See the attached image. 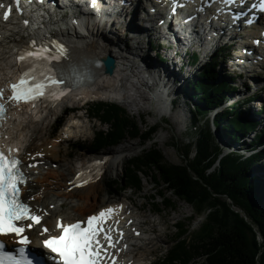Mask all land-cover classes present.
<instances>
[{
  "label": "bare ground",
  "instance_id": "6f19581e",
  "mask_svg": "<svg viewBox=\"0 0 264 264\" xmlns=\"http://www.w3.org/2000/svg\"><path fill=\"white\" fill-rule=\"evenodd\" d=\"M117 1L119 0H116V2ZM163 3L164 2L156 1L154 5L160 9L159 15L166 17L168 12H166L165 9H167L166 6L169 5H164ZM140 5H143L142 0ZM140 5L133 13L128 11V14H126V20H124V24L121 29L116 28L113 30L108 27L105 28L104 26H100L96 23L89 24L88 21L92 19V15L87 14L80 16L85 20V22L87 21L84 26L82 25L83 28H75L73 22L78 18L79 14H81L80 10H75L72 12V17L69 18L70 20H67L68 22H60L58 20L57 13H50V11L53 9V5L51 3H49L47 7H38L35 10H31V13H28L26 20L31 25L38 26L35 31L31 30L29 26L27 27L28 24L23 27L21 23L16 22L13 19L15 17H13L12 20L5 21L2 18L3 13L0 14L1 80L17 72L18 67L14 63L17 52L30 40H35V42L38 41L36 38V34L38 32H36V30H38L42 25H44L45 29H47L50 34L58 36L59 39H66L69 42L67 43L68 60L64 61V64H67L68 61H71L73 64L78 66L88 65V68L81 67L80 71L82 75L87 74V77H91L92 81L78 86H72L68 93L58 103L49 102L47 103V106H43L41 108L39 105L32 108H27L24 106L14 107V111L11 112L12 118H14V120L10 119L8 123L10 125L14 124L15 126L12 128L8 127V129L5 128L1 134V137L6 139L12 137V141L19 145L20 149L23 150V154H21L22 160L25 164V170L29 173V183L25 188L24 199L29 204L36 207V204L39 205L42 202H45L47 205H49L50 202H53L51 197L53 194L49 191L51 190L50 187L52 186L54 187L52 189L56 191L57 195L61 199H67L79 195L82 197V193L85 195L86 199L84 198L85 200L83 204L78 206L79 212L77 213V216H65L67 222L83 219L86 215L93 212L96 213L103 207H114L118 211L116 214V217L118 218L117 220L125 230V236L122 240L120 239V243L117 245L120 251L117 252L114 249V252L121 256L118 264H146L144 261L147 255L145 244L156 243V238H150L149 236H146V231L143 227V223L145 222L139 218V215L142 212L140 214L136 213V211L139 212L143 208L142 204L138 205L134 200L131 199V197H127L126 200H122L117 203H109L108 201L106 204L103 201L96 200L100 194V189L97 187V185L100 184V179L104 174H106L107 171L118 169L124 157H122V155L117 156L118 154H115L114 157H109L106 154L103 155V157H101L102 155L98 157L89 156L88 159L82 161L83 163L73 167L66 158L61 157L60 150H56L53 144L49 145L47 140L41 145L36 142L37 139H40V131H38L40 122L37 120H42L44 122L45 114L43 113H45L47 110L55 111V109H57L59 106L64 109L69 108V106H73V108L80 106L81 103L79 100L82 98H98L99 100L103 99L116 101L118 103L124 104L131 112H135V110H141L139 103L144 100H149V107L156 115L155 117H162L167 113L169 101L156 89H154L152 92L153 96H147L145 91L142 90L135 82L136 80H130L129 72L127 71V67H125V64L122 60H128V62L131 63L133 67H136V69L139 68L143 73L139 72L138 74L141 73L143 76L141 74L140 75L148 82L150 80L155 82L156 88L162 86L161 89L169 92V94L172 92L181 91L179 89H182V83L178 82L177 77H182L184 79L186 78L184 69L179 71L176 70L181 68V61L178 62L176 59L177 57L175 58L170 50H164L163 55L168 60L165 62V64L160 62V60L157 58L156 51L152 48V44L150 42L154 32H161L160 21L163 17L159 18L158 14L152 15L145 8L148 16L141 18L143 11L142 8H140ZM114 12L115 10H111L107 13L113 14ZM64 14H67V12H60L61 16H64ZM46 18L50 19L46 21ZM213 19L214 18L212 17L209 20L213 21ZM109 22H111V20ZM95 25H97L99 29L102 30L103 35H98L94 31L96 27ZM251 30L253 33L256 32V29L254 28ZM217 32L218 30L216 28L210 29V34L215 35ZM166 34H168V32H166ZM237 34L238 33L232 34L228 39L238 38ZM42 35L43 36L41 37L45 36V39L48 38L47 35H44V32ZM160 36H164V34ZM165 38H168V36L165 35ZM241 41L242 40L239 39L238 45L242 44V48H244L248 42ZM37 44L40 45L41 42H37ZM179 45L180 47H183L189 44L183 41L182 44ZM183 49L185 50V48ZM153 51L155 53L152 54ZM205 52L208 54L207 50H205ZM107 54H112L115 57L114 59L116 62V69L115 72L111 74L103 72V68H99L95 65V63H92L97 59L100 60ZM239 59L240 57L236 61ZM257 63L258 62H255L252 65H247L245 62H243L240 65L238 64V67H241L242 70L246 71V78L250 81L251 85H253L252 82H254V84L258 87V85L261 86L262 83L259 82L261 79L257 78V75L264 76V64ZM176 65H178L179 68H176ZM224 66H221L222 74H224ZM248 70L255 71L256 75H250L248 77ZM152 84L153 83H149L150 86H152ZM253 89L255 90L256 87ZM131 90L133 92H131ZM239 93L241 94L242 91ZM26 114L30 118L31 122H37V125L34 128H30L29 132L31 133L30 137H28L29 140L27 144L17 138L18 135L14 137L13 134V132L16 130L21 132V130L24 129L23 126L20 128L22 124H17L16 126V122L19 118ZM35 117L36 119H34ZM82 118L83 114L81 113L79 116L75 115L70 120H68L61 132L64 139L71 141L73 138L82 134V131L88 127ZM164 138L165 134L159 133L155 139H152L151 142L152 144L158 143L165 140ZM126 149L127 148L125 146H121L117 152L123 153ZM38 153H42V155H37ZM69 153L70 152H68V154ZM94 161L102 162L99 166L93 165L92 167L93 169L96 168L97 170L96 180L94 179L90 181L84 187L75 186L76 174L83 172L85 170V166L87 164H92ZM36 162L37 165L34 167L28 166L29 164H35ZM55 166L57 170H54ZM54 179H56V181H54ZM70 181L74 183H70ZM92 190L95 191V195L94 192L92 193ZM92 194L95 197H93ZM29 197H32V199L29 200ZM124 206L126 208H124ZM128 221H131V223H128ZM48 225L53 228L55 221L52 223L49 222ZM152 227L155 228L156 225L152 224ZM29 232L32 234V236H44L41 234V230L37 227Z\"/></svg>",
  "mask_w": 264,
  "mask_h": 264
},
{
  "label": "trees",
  "instance_id": "16d2710c",
  "mask_svg": "<svg viewBox=\"0 0 264 264\" xmlns=\"http://www.w3.org/2000/svg\"><path fill=\"white\" fill-rule=\"evenodd\" d=\"M222 60L223 55L217 54L188 81L186 96L196 100L189 130L197 132L195 140L184 146L182 162L168 163L163 152L152 145L130 158L122 177L115 180L124 190L139 191L142 176L152 172L154 181L165 185L167 193L191 204L198 216L205 215L196 231L188 222L177 223L174 244L154 264H264V148L257 147L264 129L258 132L249 103L222 110L213 123L227 147L238 142L252 150L247 156L238 151L224 153L207 116L209 109L222 104L234 88L226 79L219 84L213 81L216 62ZM89 112L102 123L111 124L106 131H96L91 143L94 149L117 145L128 136L147 143L159 130L158 125L146 126L145 121V127H141L125 107L111 101L93 102ZM166 192L159 190L154 197L162 200L154 203L156 211H161V203L174 209V201L166 197ZM233 207L244 210L249 221Z\"/></svg>",
  "mask_w": 264,
  "mask_h": 264
},
{
  "label": "snow or ice",
  "instance_id": "6c2138e0",
  "mask_svg": "<svg viewBox=\"0 0 264 264\" xmlns=\"http://www.w3.org/2000/svg\"><path fill=\"white\" fill-rule=\"evenodd\" d=\"M16 3L17 10L20 11L19 0H16ZM95 3L96 0H92V4ZM221 3L227 5L235 3V0H221ZM2 7L4 5L0 4V8ZM177 7L183 5L179 4L178 0H172V11L175 12ZM260 10L264 11V7ZM9 15L10 9L3 12L5 21ZM24 23L27 25L29 22L25 20ZM16 59L20 77L6 88H0V101L4 99V93L10 91L8 101L32 102L33 105L38 99L54 102L70 87L83 82L84 77L80 75V69L88 68V65L78 66L71 61L64 64L63 62L68 60V50L55 40L42 42L39 46L35 40H30L17 52ZM5 107V104L0 102V117L4 116ZM101 163L94 161L85 168L99 166ZM20 165L21 160L17 156L5 154L0 150V236L16 237L11 247L0 240V264H108L109 259L115 264L116 257L108 249L120 251L117 245L123 237V231L119 229L118 221L111 222L116 211L113 207L88 215L85 220L77 219L65 223L58 219L55 229L59 230V234L49 235L42 241L43 248L50 250L52 256L46 258L27 247L30 240L26 231L41 223L42 216L38 212L43 210L31 207L22 197L21 187L27 183V178ZM28 166L34 167L35 164ZM83 177L84 173L76 174L75 186L82 187L90 182L91 176L89 179ZM30 199L32 197H29ZM113 231L120 239H113ZM47 233L49 229L45 226L41 234Z\"/></svg>",
  "mask_w": 264,
  "mask_h": 264
},
{
  "label": "rangeland",
  "instance_id": "374dc122",
  "mask_svg": "<svg viewBox=\"0 0 264 264\" xmlns=\"http://www.w3.org/2000/svg\"><path fill=\"white\" fill-rule=\"evenodd\" d=\"M68 20H70L68 18ZM62 25V24H61ZM242 42V41H241ZM242 44L239 45L238 47H230V50L233 49L234 54L241 55V48ZM227 52V50H226ZM140 53V52H139ZM155 53L154 51L152 54ZM229 55V52H227ZM172 55V54H171ZM184 58V57H183ZM177 61H181L182 57H177ZM229 64L230 59L227 58ZM184 61H187V58H184ZM160 62L164 63L162 61V58L160 59ZM176 68H179L178 65L175 66ZM220 67V66H219ZM224 71L223 73L225 74L226 67L227 65L225 64L224 66ZM234 67L228 66V71L229 74L227 77H229L232 73ZM184 69V72L186 73V77L188 78V81L192 80L196 75H199V72L201 71L200 68H194L190 66H185L181 67L180 69L176 70H181ZM218 71V69H217ZM248 77L250 75H256L255 71H249L248 70ZM193 74V75H192ZM191 75V77H190ZM218 76L219 73H218ZM217 76V77H218ZM186 79V78H185ZM236 85L240 86H247L248 82L244 81V79L237 78L235 81ZM246 82V84L244 83ZM260 83H264V76H261V80L259 81ZM187 88V85L185 84L184 87L180 91V101L175 103L176 105L171 106L169 103L167 113L162 116V117H155L156 115L152 111V109L149 107V100H144L139 103V106L141 110H135V112H131L124 104L118 103L116 101L112 100H99L98 98H90V99H97L96 101H111L112 103H118L121 106L125 107L126 110L130 113V116L134 117L137 119V121L140 123L141 127H145V124L143 121H145L146 126H152V125H158L159 130L155 134V137L159 133H164L165 134V140L160 141L158 143L152 144V140H149L147 143H143L139 137H131L128 136L127 138H124L120 143L117 145H108L104 146L103 148L100 149H94L91 147V143L93 142V139L95 137L96 131L100 130H107L110 127L109 124H102L97 120V118H91L90 116L87 117L86 115L89 113L88 110L93 102H90L86 107H82L79 112H65L63 116H60L58 120L56 121V124H52L53 120V113H60L59 109H55V112L51 110L49 112L48 110L45 111L44 116V122L42 120H37L39 121V127L38 131H40V139H37V143L41 145L44 141L47 140L48 144L51 145L53 144L54 148L56 150H60V155L61 157H64L68 160L70 165L73 167L80 165L83 163L85 159H88L89 156H100L103 157V155H108L109 157H114L115 154H118L117 156L124 157L122 162L120 163V166L118 169L114 170H109L106 172V174L103 175V177L100 179V184L97 185V187L100 189V194L97 197L96 200L98 201H103L105 204L109 201L110 202H120L126 200L127 197H131L132 200H134L138 205H143V208L136 213L141 214L139 215V218L145 222L143 223L144 230L146 231V236L150 238H156V243L155 244H145V249L147 250V255L145 258L146 264H154L155 262L157 263L159 256H165L168 252V250L172 247L174 244V239L176 237V231L177 229V223H189L191 225V228L193 231H196L200 228V225L202 221L204 220V216H198V214L195 212L193 206L191 204L186 203L185 201H180L179 198L174 196L171 193L166 192L165 185H159L154 181L153 174L150 172L146 177L142 176V185L143 187L141 190H137L136 188H128V189H123L120 186L122 184L116 183L115 180L119 179L122 177L123 172H125V167L127 164V161L136 156L137 154H140L143 149L150 148L152 145L160 149L163 154L166 157V161L171 164H178L182 162L183 158V151H184V146L195 140V132L196 130H189V126H192V113L191 109L193 108V103L196 101L189 99L188 96H186L185 89ZM145 91V90H144ZM233 91V90H232ZM252 91V90H251ZM249 91V92H251ZM131 92H133L131 90ZM238 92V91H237ZM236 92V93H237ZM241 92V91H240ZM243 92V91H242ZM147 96H153L152 93L146 92ZM239 94V92H238ZM237 94V95H238ZM258 95L262 96V100H264V91L258 93ZM228 101L230 105H238L235 104V97L233 94L228 95ZM244 99V97H243ZM260 103L258 102H253L249 106L250 108H255L259 106ZM228 109L230 108L229 106L227 107ZM224 110L220 109L219 111ZM83 114L84 118H82L83 121H85L86 125L88 126L84 131H82V134L75 137L71 141H68L64 139L62 136V128L65 126V124L70 120L72 117H74L77 114ZM246 113V112H245ZM35 114V113H34ZM246 115H248L246 113ZM261 116V114H258ZM39 117V116H37ZM36 119V117L34 118ZM22 122H21V121ZM211 120V127L214 131V135L218 138V142L223 148L225 147V139L224 137L220 136V130H218L213 123V120ZM37 122H31L30 118L26 115L22 116L19 118L16 122L17 124H22L20 128H23L21 132L16 131L13 132L14 137L19 138L21 141L25 142L26 144L28 143V137H30V128H34L37 124ZM9 125V126H8ZM7 126L12 128L15 125L13 124H8ZM264 127V120H262V124L258 126V132L260 133L261 130ZM29 129V130H28ZM87 130V131H86ZM195 131V132H194ZM18 132V133H17ZM84 132V133H83ZM87 132V133H86ZM16 133V134H15ZM21 136H20V135ZM254 134H251L248 138H246L247 143L251 141V137ZM154 137V139H155ZM42 138V140H41ZM49 139V141H48ZM151 142V143H150ZM125 146L127 149L124 150L123 153L117 152V150L121 147ZM68 152H70L68 154ZM56 166L54 167V170H57ZM261 173V172H260ZM56 181V179H54ZM50 187L52 194H56V191H54ZM163 190L166 192V197L170 198L174 201L175 207L174 209L170 208H165V206L161 203L159 206L161 207V211H156L154 209V203H158L162 201L160 198L158 200H155L154 197H158V191ZM95 191L92 190V193ZM82 197L76 196V197H71L66 199V207L64 209V214L66 217H70V215H76L79 212L78 206L83 204L85 198L84 193L81 194ZM93 194L92 196L95 197ZM85 198V199H84ZM103 206V205H101ZM88 213V212H87ZM146 215V216H144ZM83 217V216H82ZM152 224L156 225V227H152ZM145 242V241H144ZM142 251V250H141ZM200 260V259H197Z\"/></svg>",
  "mask_w": 264,
  "mask_h": 264
},
{
  "label": "water",
  "instance_id": "95a60500",
  "mask_svg": "<svg viewBox=\"0 0 264 264\" xmlns=\"http://www.w3.org/2000/svg\"><path fill=\"white\" fill-rule=\"evenodd\" d=\"M115 57L112 55V54H109V55H105L103 58H101L100 60L97 59L95 62V65L97 67L100 68V66H102L103 68V71L107 74H111L113 72H115V69H116V62H115ZM82 77H84L83 79V82L81 83H87V82H90L92 81V78L91 77H87V74L86 75H81ZM79 83V85L81 84ZM214 133V132H213ZM216 137V136H215ZM216 139L218 140V138L216 137ZM237 213L241 214L243 217L246 218L247 221H249V217L248 215L246 214V212L242 209H238L236 207H233ZM258 239L261 240V237L259 236Z\"/></svg>",
  "mask_w": 264,
  "mask_h": 264
}]
</instances>
